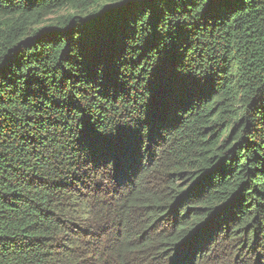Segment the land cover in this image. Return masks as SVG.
<instances>
[{"label": "trees", "instance_id": "trees-1", "mask_svg": "<svg viewBox=\"0 0 264 264\" xmlns=\"http://www.w3.org/2000/svg\"><path fill=\"white\" fill-rule=\"evenodd\" d=\"M0 264H264V0H0Z\"/></svg>", "mask_w": 264, "mask_h": 264}, {"label": "rangeland", "instance_id": "rangeland-1", "mask_svg": "<svg viewBox=\"0 0 264 264\" xmlns=\"http://www.w3.org/2000/svg\"><path fill=\"white\" fill-rule=\"evenodd\" d=\"M67 13V11H63V12H61L60 14H66ZM55 16H51V17H49L48 18V20H51L52 18H54Z\"/></svg>", "mask_w": 264, "mask_h": 264}]
</instances>
